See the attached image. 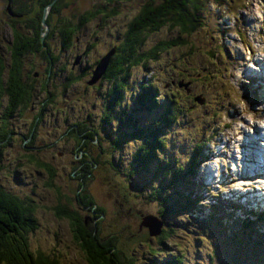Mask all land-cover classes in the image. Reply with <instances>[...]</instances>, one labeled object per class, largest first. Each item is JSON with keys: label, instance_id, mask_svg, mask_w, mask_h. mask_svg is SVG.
I'll return each mask as SVG.
<instances>
[{"label": "rangeland", "instance_id": "rangeland-1", "mask_svg": "<svg viewBox=\"0 0 264 264\" xmlns=\"http://www.w3.org/2000/svg\"><path fill=\"white\" fill-rule=\"evenodd\" d=\"M98 1L101 0H85V4L88 8ZM203 1L202 24L184 36L187 44L169 48L158 55V60L146 69L147 73L135 68L124 104L133 105L131 94L133 90L134 94L139 93V83H149L162 96H171L170 92H178V88L166 83L179 78L183 70L193 74L187 88L191 95L200 94L205 101L193 104L183 92L178 93L177 105L181 109L176 122L169 128H162L160 124L156 127L164 145L157 155L162 165L171 163L174 169L178 166L186 168L195 144L208 142L202 158L212 150L211 158L200 163L194 177L186 176L177 181L170 193L177 197L178 204H183L189 193L192 192L189 196L194 199L207 192L206 186L215 187L214 191L222 201L214 204L215 199L206 197L197 205H187L185 210L169 212L165 221L173 236L168 238V246L163 249L157 245V238L150 236L146 227L140 226L143 216L158 213L156 200H148L147 193L153 186H158L162 175L155 174L159 173L156 161L148 165L149 171L139 170L134 176L130 175L131 157L138 144L125 145L114 155L115 165L121 171L119 175L111 176L105 170H99L100 167L94 168L85 186L95 205L104 208L100 235L119 236L117 246L125 255L132 256L136 264H153L154 260H165L170 254L180 252L185 255L183 264H264V226L244 224L246 217L257 219L256 216L251 218V208L256 213L264 211V175L257 170L259 166L262 171L264 169V146L261 145L264 141L252 136L264 133V83L258 77L262 74L261 78H264V0ZM0 17L7 19L5 15ZM1 29L6 36V26ZM163 34L170 37L166 30ZM78 38L75 44L81 49L84 42H88V35L82 36L80 32ZM153 41L148 38L149 44ZM81 57L82 52L75 61L72 60L75 67ZM162 96L156 101L162 103L166 97ZM60 99L57 107L69 110L70 119L83 117L101 103L97 90H86L83 85L74 86ZM162 111L161 107L148 113L139 111L140 128L158 120ZM27 116L31 122L29 113ZM22 124V121L18 123L19 126ZM47 130L44 126L39 131L40 142L47 139ZM16 156L19 157L18 153L12 150L9 157L2 160L5 168L0 172V181L5 187L12 189L14 186L18 195L28 196L37 206L51 202L53 192L44 186V176L33 175V168L26 165L18 168ZM55 162L58 171L62 172L57 175L56 183L76 202L73 194L79 179L77 176L71 179L69 174L77 160L67 155V159ZM205 169L208 172H204ZM255 170L257 175L252 176ZM15 172L18 180L14 179ZM207 183L211 184L205 185ZM76 207L89 218L88 209L83 210L77 202ZM35 217L37 227L28 239L34 253L44 252L56 258L58 264H88L72 237L67 220L59 221L40 209ZM91 220L92 216L89 224Z\"/></svg>", "mask_w": 264, "mask_h": 264}, {"label": "trees", "instance_id": "trees-1", "mask_svg": "<svg viewBox=\"0 0 264 264\" xmlns=\"http://www.w3.org/2000/svg\"><path fill=\"white\" fill-rule=\"evenodd\" d=\"M212 1L218 2L219 0ZM73 2L74 0H37V5L23 2L17 8V13L23 14L22 19L11 17L7 22L0 20L8 26L10 32V38L6 43L0 41V43H4L0 49V106L5 103L4 116L11 118L9 126L3 121L0 122V172L5 168L2 160L8 158L10 152L14 150L19 155V157L16 156L19 161L18 168L24 165L29 169L32 167L33 175L44 176V186L53 192L51 202L37 206L28 196L18 195L14 186L12 189L5 187L0 181V264H58L56 258L49 257L40 251L34 253L30 249L28 239L37 227L35 216L38 209L59 221L67 220L72 237L85 254L88 264H136L132 256L125 255L123 250L117 246L119 236L100 235L99 224L104 219V208L96 206L92 195L85 190L94 168L100 167L99 170H105L111 176L121 173L115 165L114 155L121 152L123 147L130 143L138 144L131 157L130 175L134 176L139 170L146 171L148 165L150 166V163L154 161L159 165L157 170L159 173L155 174L162 175L158 186H153L147 193L148 200H156L158 205V213L154 216L162 221L160 234L154 236L157 238L159 247L166 249L168 238L173 236L172 229L166 225L167 214L185 210L187 205L192 207L199 204L198 196H195L194 199L190 198L189 195L192 192L185 196L183 204H178L179 200L172 192L170 193V190L182 178L186 176L192 178L196 175L200 161L203 159V149L208 142L195 144L186 168L178 166L174 169L171 163L162 165L157 155L164 145L162 139L158 137L159 129L156 127L160 124L162 128H169L176 122L181 109L177 105L178 93L183 92L185 97L192 100L193 104L194 102L199 104L195 101V95H191V92L188 93L184 89L185 87H178L181 81L191 83L190 77L193 74H188L186 70L182 69L179 78L166 83L169 87L176 86L178 88V92H170L171 96L164 95L167 98L156 91L151 84L139 83L142 85L141 92L134 94L133 90L131 94L133 105L124 104V101L127 89L131 88L129 81L131 78H127V75L130 74L128 70L137 66L138 70L142 69L143 72H146V69L150 68V64L156 62L158 55L164 51L176 46L184 47L187 44L184 36L191 34L202 24L201 14L204 11V1L101 0L99 2L108 5L105 10L97 9L95 13L100 16L98 18L102 19V25L107 28L108 33L101 34L100 30L96 31L95 29L91 33L99 36L105 42L104 46L108 51L100 53L102 58L110 51L114 52L104 72L97 79H104L110 84L109 90L105 94L110 102L108 99L105 100L108 107L103 108L100 113L98 126L85 121L94 119V111H88L85 120L81 117L72 120L68 118L69 110L57 107V102H61L60 98L74 86L83 85L88 90L91 85L95 84L87 83L93 76V72L91 73L89 68H85L82 74L84 80L89 78L85 84L75 75L69 64L61 62V55L66 50L73 54L74 37L81 31V26L88 24L93 18L90 11L77 15L71 12ZM39 4L49 7L52 13L45 16L44 8ZM75 18L78 22L75 25H70V22ZM163 30L170 34L169 38L163 34ZM46 32L47 35H45ZM116 33L117 40L113 41L111 36H115ZM149 36L154 41L150 44L147 42L146 48L139 51L140 45ZM52 38H54V42H52ZM110 44H113V47L110 48ZM96 47L97 45L93 44V48L96 49ZM190 57L191 55L188 58ZM37 61L40 62L39 65L36 64ZM97 62L100 61L97 60ZM51 70L54 75L68 71L67 79L60 80L62 83L55 86L53 90H50L52 87L48 88L45 78L42 80L40 77L33 76L36 73L42 75L51 73ZM94 89L98 90L99 88L95 87ZM161 96L164 97V101L159 103L156 98ZM39 100H43V104L38 102L37 105ZM121 104L131 108L130 118L126 117L124 111H116V117L114 113L112 114V111L118 110ZM157 107L163 109L159 119L140 128V118L137 113L141 110L148 113ZM31 111H36L32 115L33 121L41 114L48 123L62 112L60 118L63 117L68 121V125H66V121L64 122L66 125L64 134H67L65 139L60 135L55 138L47 136L46 140L40 142L39 135L31 128L32 124L26 126V123H29L27 115ZM125 118H128V128L122 125V119L125 120ZM15 119L18 122H14ZM20 121L23 122L21 132L24 138L29 139L27 141L12 132L16 131V126L12 129L10 127L12 122L19 126ZM115 122L116 127H113ZM52 124V128L54 126V129L57 130V126ZM43 127H38L36 132L43 130ZM107 128H112V130H108V134L100 132ZM142 140L143 142L139 144L138 142ZM73 143H75L77 151L67 154L70 159L77 160V165L69 174L71 179L75 176L79 179L77 190L73 196H76V202L82 206L83 210L88 209L90 212V216H92L90 224L88 223L90 216L85 218L86 215H82L81 210L76 207L74 197L69 196L68 192H65L56 183L57 175L62 172L58 171L55 160L67 159V155L60 156L58 154V149L70 147ZM56 171L58 172L56 173ZM17 174L15 172L14 179L18 180ZM167 178L168 181H166ZM176 205H180L181 208H175ZM250 214H254L257 219L252 220L246 217L245 226L255 223H259L260 226L264 225V212L258 214L250 212ZM184 256L183 252L172 253L168 259L161 261L153 259L152 263L183 264Z\"/></svg>", "mask_w": 264, "mask_h": 264}, {"label": "flooded vegetation", "instance_id": "flooded-vegetation-1", "mask_svg": "<svg viewBox=\"0 0 264 264\" xmlns=\"http://www.w3.org/2000/svg\"><path fill=\"white\" fill-rule=\"evenodd\" d=\"M23 2H25L26 4L29 3V4L37 5V0H0V16L1 15H5L7 17L6 20L2 19L0 17V20L2 19V20L7 22V21L10 20L11 17L12 18H20V19H22L23 18V14L17 13V8ZM99 2H101V1H98L94 6L87 8L88 5L85 4V0H74V2L71 5V12H73L75 15H77L78 13L85 12V11H90L93 14V18H91L92 21H90L88 24H84L83 26H81V31H80L82 36H84L85 33H87L88 42H84L85 45L81 49L79 47H77V45L75 44V41L79 40V38H78L79 33H80L79 32L74 37L73 54H71L69 51L66 50L61 55V62H63V64H69V62L71 61V64H69V67L72 69V71L75 73V75L78 78L81 79V82H84L85 84H86V81L89 79L88 78L87 80H84V78H82V74L84 73L85 68H89V71L92 73L94 68L96 67V65L98 63L97 60L100 61L102 59V56H100V53L102 54L103 51H106V52L108 51L105 48V46H104V44H105L104 40L101 39L99 36H96L95 34L91 33L92 30H94V29L96 31L100 30L101 34L108 33L107 28L102 25V19L98 18L100 16L95 15L97 9H101V10L104 9L105 10L108 5L101 4ZM39 6L44 8V10L46 11L47 14L52 13L51 9H49V7H46V5H44V4L40 5L39 4ZM106 21L110 23V21H108V20H106ZM77 22H78V20L75 18V19H73L72 22H70V25H75ZM3 26H6L7 33H6V36H5V34L3 33L2 29L0 30V36H1V39H3V40H0V41L6 43L8 41V39L10 38V36H9L10 32H9L8 26L6 24H4L3 22H0V27H3ZM43 26H45L44 23H43ZM110 26H112V25L110 24ZM47 32L45 33V35H47ZM111 37H112L113 41H116L117 40L116 39L117 33L115 34V36L112 35ZM149 37L144 39V42L139 47V51H143V49L146 48V43L148 42V38ZM58 40L60 41V39H58ZM52 42H54V38H52ZM3 44L4 43H0V49H1V46ZM93 44L97 45L96 49L93 48ZM109 47L110 48L113 47V44H110ZM81 52L83 53V57H81L79 60H77V64H76V67H75V65H73L74 63L72 62V60L75 61L77 59L78 54H80ZM89 56H90V58L88 60L87 58ZM89 62H91V65H89ZM135 68H137V66H134L133 68L128 70L130 72L129 76L127 75L128 79H130L131 77H133L135 75ZM52 72L53 71L51 70V73H48V74L43 73V75L41 73L40 74L36 73L33 76L40 77L42 80L45 78V82L48 85V88L52 87L51 89L50 88L49 89L53 90V89H55V86L60 85L62 83L61 81H64V79H67L68 71H63V72H61V73H59L57 75H54ZM102 78H105V77H102ZM58 80H61V81H58ZM87 83H88V81H87ZM95 87L99 88L97 91L99 93V96L101 97V103L99 105H97V107L94 110V113H93L94 114L93 115L94 119L93 120H89V121L85 120L86 114H84V116L81 117V118L84 119L86 122H88L90 124L94 123L95 126H98V124L100 122V113L103 111V108H107L108 107V105L106 104L107 102H105V100L108 99V98L105 96V94L109 90L110 84L108 82L104 81V79L100 78L99 80H97V82H95L94 85L90 86V88H93V89ZM2 101H4V100H2ZM108 101L110 102V99H108ZM38 102L43 104L44 101L43 100L37 101V105H38ZM4 106H5V103H3L0 106V122L3 121L7 126H9L10 122H11V118L7 117L6 115L4 116V113H3ZM118 108H119L118 110H115L114 112L112 111V114L114 113L115 117H116V111L117 112L124 111L126 117L130 118V116H131V108L126 107V105H123V104H121ZM85 112H86V110H85ZM35 113H36V111H31L29 113V116L32 118V115L35 114ZM76 119H78V118H76ZM72 120H74V119H72ZM130 120L132 121V119H130ZM65 121L66 120H64L63 117L60 118V114H58L53 121L48 123L47 120L43 119L42 115L39 114L37 119H34V121L32 120L29 123H26V126L32 124L31 128H32L33 132H35L37 134L39 133V131L36 132V129L38 127L46 126L48 128V130L46 132V137L49 136L50 138H55L56 136L60 135V136H62L63 139H65V137L67 136V134H64L65 133V127H66V125H68V121H66V125L64 124ZM52 123H54V125L57 126V130L54 129V126L52 128V125H53ZM127 123H128V118H125V120L122 119V125L124 127H126V128H128L127 127ZM14 126H16V131L17 130L18 131L17 132L16 131H12V132L14 134H17V136L19 138H21V137L24 138V136H23V134L21 132V126H17V125H15L12 122V124L10 126L11 129ZM108 130H112V128H109V129L107 128L105 130H101L100 132L108 134L109 133ZM24 140L27 141L29 139L24 138ZM140 142H143V140L140 141ZM75 149H76V146H75V143H73V145L70 146V147L66 146L64 148H59L58 149V152H59L58 154L60 156L63 155V154L64 155L72 154L74 151H77ZM81 153H82V151H81Z\"/></svg>", "mask_w": 264, "mask_h": 264}, {"label": "water", "instance_id": "water-1", "mask_svg": "<svg viewBox=\"0 0 264 264\" xmlns=\"http://www.w3.org/2000/svg\"><path fill=\"white\" fill-rule=\"evenodd\" d=\"M112 53H113V51H110L96 65V67L93 70L92 79L88 82L89 84H94L96 82V80L99 78V76L104 72ZM178 85H179V87L187 88L188 83H183L181 81ZM195 101H197L199 104H201V103H203L204 99H202L200 97H196ZM141 220L142 221H141L140 226L146 227L148 230V234L150 236H157L160 234L161 228H162V221L160 219H158L154 215H147V216H143V218Z\"/></svg>", "mask_w": 264, "mask_h": 264}, {"label": "bare ground", "instance_id": "bare-ground-1", "mask_svg": "<svg viewBox=\"0 0 264 264\" xmlns=\"http://www.w3.org/2000/svg\"><path fill=\"white\" fill-rule=\"evenodd\" d=\"M204 172H208V171L205 169ZM213 176H214V174H213Z\"/></svg>", "mask_w": 264, "mask_h": 264}]
</instances>
